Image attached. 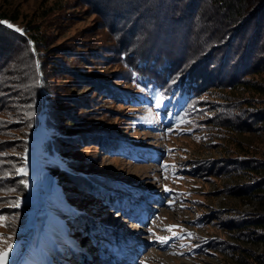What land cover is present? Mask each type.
I'll use <instances>...</instances> for the list:
<instances>
[{
  "label": "rangeland",
  "instance_id": "obj_1",
  "mask_svg": "<svg viewBox=\"0 0 264 264\" xmlns=\"http://www.w3.org/2000/svg\"><path fill=\"white\" fill-rule=\"evenodd\" d=\"M84 2L0 0L7 26L40 29L48 65L33 55L39 91L21 95L0 47L4 264H264V17L250 47L245 28L202 59L210 83L182 111L139 86L127 54L161 37L199 56V41L167 38L123 1ZM48 105L61 133L34 121Z\"/></svg>",
  "mask_w": 264,
  "mask_h": 264
},
{
  "label": "trees",
  "instance_id": "obj_2",
  "mask_svg": "<svg viewBox=\"0 0 264 264\" xmlns=\"http://www.w3.org/2000/svg\"><path fill=\"white\" fill-rule=\"evenodd\" d=\"M84 1L86 5H92L94 9H97L95 6V1L97 0ZM112 1L114 3L125 2L127 7H120L119 11L129 13L133 19L139 22L146 21L148 22L147 25L156 22L166 27V31L169 34L167 38L172 37L174 39L175 36H180L189 42H194V40L199 41V56H195V53L188 54L184 48V43L180 44V48H176V45L171 47L168 43H162L161 37L154 38L151 42L152 44L143 42L127 54V65L131 67L133 72L135 70L134 78L139 86L146 90L155 89L160 94L165 95L167 99L176 102L182 111H185L191 100L196 97V94L210 83V71H207V68L213 69V67H207L203 64L199 68L202 59L210 57L212 52L216 56L218 48L229 44L228 38L236 40L237 33H240L245 28V33L248 32L249 35L245 43L250 47V44L253 42L251 39H253L254 34L258 31L255 26L259 28L260 21L264 17V0ZM5 19L6 17L0 14V47L2 46V50L8 48L6 51L11 46L14 49L13 55L11 54L12 58L8 61L9 74L6 75V79L11 78L10 82L14 85L15 91L19 88L22 89L21 95L26 96L29 93L33 96L38 93L39 87L36 83V78H32V76L30 78L26 77L27 68H30L33 55L41 54L40 59L38 58V70L40 68V71L46 75L48 65H46L44 56L47 47L44 44V40H40L41 31L36 27L37 25L31 27V23L25 24L21 28L22 33H20V31L7 26ZM217 34L219 35L217 36ZM176 39L178 40L179 38ZM247 50L248 48L243 52ZM4 54L0 56L4 58ZM259 57L261 59L259 63L261 62L262 64L264 62V52H261ZM46 58L48 57L46 56ZM221 62L220 60L218 65ZM0 64H3L2 61ZM49 81V77H44V89H48L47 95H50L51 100L56 102V97L60 95L50 91V87L47 85ZM247 83L249 84L250 82ZM119 97L122 100L129 99L128 95L121 94ZM52 105H48L40 110L37 106H34V121L40 122V118H42L49 126H53L56 129V118L53 117L52 110L54 109ZM56 131L58 133L62 132L60 129H56ZM64 144L60 140L53 142L54 148H58L59 145L63 146ZM93 180L97 182V179ZM94 189V192L99 191L98 187Z\"/></svg>",
  "mask_w": 264,
  "mask_h": 264
},
{
  "label": "snow or ice",
  "instance_id": "obj_3",
  "mask_svg": "<svg viewBox=\"0 0 264 264\" xmlns=\"http://www.w3.org/2000/svg\"><path fill=\"white\" fill-rule=\"evenodd\" d=\"M9 27H11V25H9ZM16 30L20 31V29H16ZM165 190L167 191L168 189H165ZM169 230H171V226H170ZM159 240H160L161 243H165L166 242V238L165 237H160ZM7 256H8L7 251L0 252V264H4V262L7 260Z\"/></svg>",
  "mask_w": 264,
  "mask_h": 264
}]
</instances>
